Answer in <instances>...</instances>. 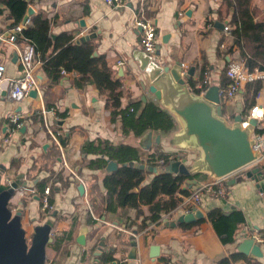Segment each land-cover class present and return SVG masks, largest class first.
Instances as JSON below:
<instances>
[{"label":"crops","instance_id":"1","mask_svg":"<svg viewBox=\"0 0 264 264\" xmlns=\"http://www.w3.org/2000/svg\"><path fill=\"white\" fill-rule=\"evenodd\" d=\"M32 2L34 4L29 7L34 9L35 15L42 12L55 24L54 39L63 34L72 35L75 41L97 35L87 42L94 43V57L105 58L115 80L122 83V109L131 104L144 106L158 101L150 92L152 83L139 70L134 57L136 52H143L141 30L136 25L139 18L154 23L162 62L168 66L181 64L187 73L194 69V76L187 81L193 96H201L203 72H208L210 77L209 86L204 87L206 92L211 87H220V92L223 90L221 84L228 79L231 63L243 64L254 74L255 80L243 85L233 100H225L224 118L229 125L235 123L237 116L247 120L254 106L264 105V70L256 67L251 71L248 67V58L242 55L233 35L235 14L223 5L222 0H128L125 8L119 10L110 8L105 0ZM251 7L256 21H264V0H252ZM220 24L230 26L231 33L221 30ZM10 25L6 14L1 15L0 65L6 67L4 76L7 80L18 78L22 73L19 51L23 44L19 42L17 48L8 42L14 29ZM39 56L35 66L39 81L34 90L37 96L11 103L5 90L0 95V165L7 169L4 182L10 180L13 183L19 176H24L27 187L17 192L10 208L15 214L22 213L27 237L31 239L35 228L46 222L54 223L53 243L46 252L47 264H218L233 253L241 254L237 247L246 239H254V233L264 238V195L254 181L241 174L227 180L232 192L228 199L204 195L198 207H191L193 211L201 210L205 216L195 224L169 227L170 222L178 220L191 206L189 198L192 194L189 197L178 195L182 201L170 212L173 217L169 220L166 218L168 213L162 215V220L153 222L149 206L142 207L141 214L131 208L107 212L108 191L104 179L112 174L107 172L110 161L102 170L90 168L91 162L103 157L106 143L113 147L135 148L141 160L135 163L147 166H151L147 162L154 154H170L180 157L177 161L193 170L201 159V152L179 143L182 125L174 114L177 129L168 134L151 131V146L149 149L143 147V140L150 132L143 137L126 134L121 118L114 119L107 108V97L95 85L77 88L79 75L75 72L65 73L59 82L51 84ZM187 77L188 74L184 79ZM191 80L197 83L196 88L191 86ZM7 86L8 81L3 88ZM196 89L201 90L199 95L195 93ZM159 103L169 110L161 101ZM11 114L24 119L26 130L15 132L11 141L4 143L8 130L14 128L9 120ZM56 116L60 120H56ZM253 121L256 122L253 134L264 138V133L258 134L260 130L264 132V122ZM158 138H161L160 143ZM152 162L157 164V160ZM254 168L264 171V159L250 169ZM201 174L194 180L196 185L188 186L192 193L213 179L208 174ZM155 176L158 175L149 173L142 186L149 184ZM232 180L236 181L235 185L230 184ZM80 186L85 188L83 194ZM46 188H50L51 209L44 211ZM91 201L95 202L94 209ZM213 212L227 216L236 214L243 220L237 225L235 243L223 244L209 217ZM134 241L138 244V259L133 263L128 257ZM255 242L260 245L263 256L241 254L245 259L235 264H264V241L255 239ZM153 246L160 248V256L155 259L150 257ZM96 252L101 255L96 257Z\"/></svg>","mask_w":264,"mask_h":264},{"label":"trees","instance_id":"2","mask_svg":"<svg viewBox=\"0 0 264 264\" xmlns=\"http://www.w3.org/2000/svg\"><path fill=\"white\" fill-rule=\"evenodd\" d=\"M223 5L233 10L234 17L232 25L235 43L242 50V55L248 58V67L254 71L256 67L264 70V21H256V14L251 7L252 0H222ZM32 0H0V16L5 15L11 22V28L18 26L23 21ZM47 15L39 12L33 16L25 30L24 35L32 41L37 52L41 55L43 70L51 84L62 79L64 73L75 72L79 75L76 86L84 89L88 85H95L98 91L107 97V108L112 111L113 118H121L124 132L132 133L136 137H143L148 132L157 131L165 134L177 129L176 117L157 102H148L144 106L140 103L131 104L122 109V83L115 80L111 68L105 58L94 57L95 45L86 42L81 45L75 43L72 35L63 34L56 39L52 34L54 27ZM204 72L201 82L204 80ZM229 80L225 79L221 88L226 89ZM193 88L197 83L190 81ZM206 88V87H205ZM196 89L195 93L200 94ZM222 106L225 100L221 97ZM224 109V108H223ZM140 113V114H139ZM224 114V110H223ZM60 116V115H59ZM264 133L263 130L258 134ZM108 146L102 152L103 157L93 161L90 168L102 170L106 168L108 161H116L119 169L104 179V187L108 191L105 199L106 211L115 212L118 209H137L141 214L144 206H149L152 213V221L162 220L163 214H168L177 209L181 203L178 195L189 197L192 190L185 188L187 180H196L202 174L195 173L191 176H180L172 174L158 175L147 184L143 185L147 172L129 167L131 163L140 162L137 150L129 146ZM154 154L148 165L167 167L171 162L180 159L170 154ZM161 161L162 165L154 164L152 161ZM94 209L95 202L91 201ZM215 231L224 245L235 243L237 225L242 223L236 214L225 215L220 212L210 214ZM245 258L239 253H233L225 257L218 264H235Z\"/></svg>","mask_w":264,"mask_h":264},{"label":"water","instance_id":"3","mask_svg":"<svg viewBox=\"0 0 264 264\" xmlns=\"http://www.w3.org/2000/svg\"><path fill=\"white\" fill-rule=\"evenodd\" d=\"M35 15L32 7H29L23 19L26 24L30 17ZM84 25V23H82ZM225 26L220 24V29ZM97 35H88L76 40L81 45ZM135 60L139 63V70L147 75L152 85L150 92L158 101L174 114L182 125L178 136L181 145L201 152V159L196 167L190 170L180 161L171 162L167 167L147 166L140 163H131L129 167L155 175L172 174L191 176L193 173L208 174L215 179H226L234 173L250 169L260 162V154L254 151L255 141L252 139L254 125L253 120L247 121L243 116H237L235 123L229 125L224 118L220 87H211L204 96H193L187 87V81L194 76V69L184 79L183 66L176 64L168 66L162 62L161 47H157L155 56L147 53L136 52ZM31 96H37L33 91ZM24 127L22 131H25ZM153 133H148L143 140V147L149 149ZM161 138H158L160 143ZM6 167L0 165V264H47V247L53 243L52 229L54 223L46 222L45 225L35 228L33 237L29 239L22 225V213L16 214L10 208L11 201L17 192L27 187L23 182L24 176H19L11 185L3 184V175ZM118 170V164L110 161L107 172L113 173ZM247 178L256 183L257 189L264 195V171L254 168L247 171ZM187 187L196 185V181L187 180ZM231 185L236 181L232 180ZM80 192H85L84 186H80ZM201 210H195L190 214L182 215L178 220L170 222L169 227H177L185 224H195L204 220ZM81 244L83 242L81 241ZM104 246V244H102ZM138 244L132 243V251L129 261L136 262L138 259ZM238 252L245 256H263L260 245L254 239H246L237 247ZM152 259L160 256V248H150ZM100 252L95 256L99 257Z\"/></svg>","mask_w":264,"mask_h":264},{"label":"built area","instance_id":"4","mask_svg":"<svg viewBox=\"0 0 264 264\" xmlns=\"http://www.w3.org/2000/svg\"><path fill=\"white\" fill-rule=\"evenodd\" d=\"M128 0H105L106 4L114 9L119 10L125 8L127 5ZM137 27L141 30V39L140 45L142 50L151 55L155 56L157 52V33L156 27L151 20L145 18H139L136 22ZM28 28V24H24L23 21L16 26L12 30V34L8 38V42L18 48L19 42H22L23 48L19 51L20 53V60L22 64V73L20 77L15 79H6L5 72L6 67L0 65V95L2 92L6 91V98L11 103H19L28 99L31 96V93L37 89L38 87V79L35 74V66L37 60L40 58L39 54L37 53L35 45L27 39L24 35L25 30ZM224 31L227 33H231L230 26L224 28ZM120 66H123V63H119ZM183 76H186L188 73L183 71ZM65 74V73H64ZM227 77L230 80V83L226 89L221 90L220 96L224 98V100H233L238 92L240 91L241 87L245 84L251 83L255 80L254 74L250 73L243 64L239 63H231L228 71ZM8 81L7 88H3V84ZM210 83L209 73L205 72L204 74V81L200 89L202 90L201 96L206 94V90L204 87H208ZM205 90V91H204ZM257 120L258 122H264V105L263 106H254L249 114L248 119L244 123V127H247L248 120ZM9 120L13 123L14 128H11L7 132V136L4 139V143H9L13 138L15 132L24 128V119L18 114H11L9 116ZM56 120H60L59 116H56ZM52 134V133H51ZM53 135V134H52ZM55 141L57 139L56 136L53 135ZM252 139L255 141L254 144V151L260 154V161L264 159V138L260 135L252 136ZM164 163L163 160L157 161V164L162 165ZM248 169L240 170L234 173L232 176L226 179H215L206 182L201 186V188L196 189L189 198L191 202V206L185 210L183 215H187L192 213L191 207H198L201 204L202 198L204 195L209 196L211 198L216 199H228L232 192L230 187L227 186V180L233 176L238 177L239 174L246 175ZM235 178V177H234ZM3 184L11 185L10 180H6L5 182L2 180ZM50 194V188H46L45 190V198L43 200V210L47 211L50 208L48 196ZM173 217V213H169L166 218L171 219ZM254 240H258L263 242L264 238L262 235L254 233Z\"/></svg>","mask_w":264,"mask_h":264},{"label":"rangeland","instance_id":"5","mask_svg":"<svg viewBox=\"0 0 264 264\" xmlns=\"http://www.w3.org/2000/svg\"><path fill=\"white\" fill-rule=\"evenodd\" d=\"M254 125H256V122L254 121ZM260 167V166H259ZM261 168V167H260ZM256 169V168H255Z\"/></svg>","mask_w":264,"mask_h":264}]
</instances>
